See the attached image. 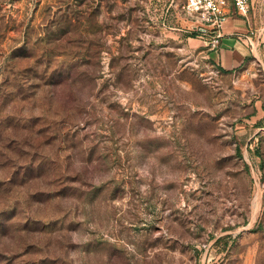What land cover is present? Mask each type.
<instances>
[{
  "label": "rangeland",
  "instance_id": "374dc122",
  "mask_svg": "<svg viewBox=\"0 0 264 264\" xmlns=\"http://www.w3.org/2000/svg\"><path fill=\"white\" fill-rule=\"evenodd\" d=\"M184 3L0 0V264H264V0Z\"/></svg>",
  "mask_w": 264,
  "mask_h": 264
},
{
  "label": "crops",
  "instance_id": "0c3cea01",
  "mask_svg": "<svg viewBox=\"0 0 264 264\" xmlns=\"http://www.w3.org/2000/svg\"><path fill=\"white\" fill-rule=\"evenodd\" d=\"M238 16L242 15L233 14L230 16L223 29L219 47L212 50L211 53L213 60L228 70L239 68L246 64L251 57L259 55V52H255V48L260 43L261 36L256 38L251 36L250 33L254 34L251 24L248 20L243 22ZM249 39L254 45L252 48Z\"/></svg>",
  "mask_w": 264,
  "mask_h": 264
},
{
  "label": "built area",
  "instance_id": "2783aa9c",
  "mask_svg": "<svg viewBox=\"0 0 264 264\" xmlns=\"http://www.w3.org/2000/svg\"><path fill=\"white\" fill-rule=\"evenodd\" d=\"M184 8L190 14L198 16L209 27L208 32L203 31L209 34L208 44L210 49L214 50L220 45L223 29L231 15L239 14L248 17L251 0H185ZM249 42L253 47L250 39Z\"/></svg>",
  "mask_w": 264,
  "mask_h": 264
},
{
  "label": "trees",
  "instance_id": "16d2710c",
  "mask_svg": "<svg viewBox=\"0 0 264 264\" xmlns=\"http://www.w3.org/2000/svg\"><path fill=\"white\" fill-rule=\"evenodd\" d=\"M195 35H196V32H192V33H191V36H195Z\"/></svg>",
  "mask_w": 264,
  "mask_h": 264
}]
</instances>
